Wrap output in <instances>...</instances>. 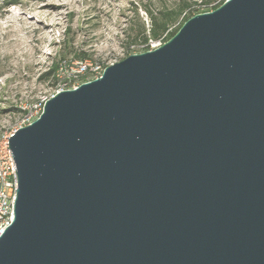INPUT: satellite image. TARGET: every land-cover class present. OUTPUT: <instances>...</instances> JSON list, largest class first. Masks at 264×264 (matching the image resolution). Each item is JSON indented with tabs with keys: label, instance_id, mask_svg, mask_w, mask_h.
Masks as SVG:
<instances>
[{
	"label": "water",
	"instance_id": "1",
	"mask_svg": "<svg viewBox=\"0 0 264 264\" xmlns=\"http://www.w3.org/2000/svg\"><path fill=\"white\" fill-rule=\"evenodd\" d=\"M9 147L0 264H264V0L57 93Z\"/></svg>",
	"mask_w": 264,
	"mask_h": 264
},
{
	"label": "rangeland",
	"instance_id": "2",
	"mask_svg": "<svg viewBox=\"0 0 264 264\" xmlns=\"http://www.w3.org/2000/svg\"><path fill=\"white\" fill-rule=\"evenodd\" d=\"M224 2L0 0V139L23 127L35 107L56 95L77 62L105 69L130 55L154 50L189 18ZM178 5L184 7L183 13L160 39L137 43L128 39L143 30L149 35L151 15L160 19V13ZM83 54L87 60L79 58ZM91 78L90 73L80 85Z\"/></svg>",
	"mask_w": 264,
	"mask_h": 264
},
{
	"label": "built area",
	"instance_id": "3",
	"mask_svg": "<svg viewBox=\"0 0 264 264\" xmlns=\"http://www.w3.org/2000/svg\"><path fill=\"white\" fill-rule=\"evenodd\" d=\"M158 47L160 45L156 48ZM103 71V68H91L83 62H77L72 75H69L64 85L56 93L77 88L82 79H85L90 73L92 74L91 80L98 79L101 77ZM46 101L48 100H44L39 106L35 107L33 113L23 123V127L30 125L40 116L42 107ZM16 131L0 139V237L5 233L14 219V204L18 182L15 162L9 147V139Z\"/></svg>",
	"mask_w": 264,
	"mask_h": 264
},
{
	"label": "trees",
	"instance_id": "4",
	"mask_svg": "<svg viewBox=\"0 0 264 264\" xmlns=\"http://www.w3.org/2000/svg\"><path fill=\"white\" fill-rule=\"evenodd\" d=\"M202 1L206 4V3H211L215 0H202ZM183 10L184 7L178 5V7L175 10L160 13L161 14L160 19H157L156 17L151 15L150 34L147 35L146 30H143L142 33L135 32L130 37H128V39L132 40L134 43H137L138 40L147 42L148 38L154 40L160 39L164 35V33L168 30L169 26L177 21V19L183 13ZM79 58L82 60H87L88 56L83 54L82 56H79Z\"/></svg>",
	"mask_w": 264,
	"mask_h": 264
}]
</instances>
